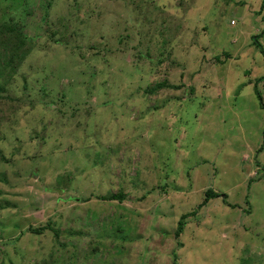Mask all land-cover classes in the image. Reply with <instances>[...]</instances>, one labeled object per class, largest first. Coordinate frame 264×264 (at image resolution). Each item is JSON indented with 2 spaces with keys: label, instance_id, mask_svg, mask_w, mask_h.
<instances>
[{
  "label": "rangeland",
  "instance_id": "1",
  "mask_svg": "<svg viewBox=\"0 0 264 264\" xmlns=\"http://www.w3.org/2000/svg\"><path fill=\"white\" fill-rule=\"evenodd\" d=\"M263 19L264 0H0L29 49L0 91V264H264Z\"/></svg>",
  "mask_w": 264,
  "mask_h": 264
},
{
  "label": "trees",
  "instance_id": "2",
  "mask_svg": "<svg viewBox=\"0 0 264 264\" xmlns=\"http://www.w3.org/2000/svg\"><path fill=\"white\" fill-rule=\"evenodd\" d=\"M261 8H262V6H261ZM19 25H21V24L19 23L17 26L16 24L15 25L9 24V22L5 23V24H0V36L2 38H5L3 40L1 39V42L3 43L2 46H6L5 48H6V50H8V53L10 51L8 57H5L6 56L5 54L0 56V80H2V82L0 83V91L1 92L6 90V86L9 84V82L11 81V79L15 75L14 71L17 70L15 63L23 58V57H17V55H21V54L26 55L29 51V49L22 51L23 48L19 47L20 44H17L14 42L15 40H17L21 44H23V42L26 39V37H25L26 35L19 28ZM8 26L12 27L10 29V31H7L9 29ZM4 31L8 32V35L3 34ZM27 41H28V39H27ZM56 41H59V39H57ZM254 43L256 45H258L259 47H261V44L259 43L257 37L255 38ZM263 53H264V51H263ZM263 78H264V76L261 77V80ZM164 87L165 88H178L177 85L169 83L168 81L163 79L162 81L155 83L151 87H146L144 89V92L148 93V94H153L157 90H159L160 88H164ZM257 96L261 100V95L258 91H257ZM261 106L264 107V103L261 102ZM219 195L220 194L218 192H214L211 189L205 190L204 198L201 201V203L198 205V207L200 208L201 206H204L207 203L208 199H210L212 197L219 196ZM123 197H124V195L119 191L117 193H109V194L101 196L102 199H107V200H122ZM223 199H224V201H226L225 195H223ZM229 205H231V204H229ZM231 206H234V205H231ZM195 211L196 210H192V211L184 213L180 216V219L178 220L177 227L175 230V237H178L182 233L187 217L190 216L191 214H193ZM30 230L33 232H36V233L40 232L39 229H34V230L30 229ZM55 233H57V232L55 231Z\"/></svg>",
  "mask_w": 264,
  "mask_h": 264
}]
</instances>
